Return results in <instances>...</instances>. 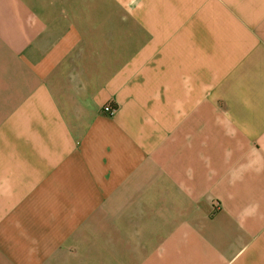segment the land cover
<instances>
[{"label": "crops", "instance_id": "obj_1", "mask_svg": "<svg viewBox=\"0 0 264 264\" xmlns=\"http://www.w3.org/2000/svg\"><path fill=\"white\" fill-rule=\"evenodd\" d=\"M0 264H264V0H0Z\"/></svg>", "mask_w": 264, "mask_h": 264}, {"label": "rangeland", "instance_id": "obj_2", "mask_svg": "<svg viewBox=\"0 0 264 264\" xmlns=\"http://www.w3.org/2000/svg\"><path fill=\"white\" fill-rule=\"evenodd\" d=\"M135 209H136V204L135 203H130L129 206H128V208L125 210L124 217H123L124 220H128V219L133 220L134 214H135L134 213V210ZM134 221H135L136 224H138V220H134ZM140 226H142V229H143L142 233L143 234L144 233L147 234L144 231L145 230H149L152 227V225L150 223H148V222H145V223H143Z\"/></svg>", "mask_w": 264, "mask_h": 264}, {"label": "built area", "instance_id": "obj_3", "mask_svg": "<svg viewBox=\"0 0 264 264\" xmlns=\"http://www.w3.org/2000/svg\"><path fill=\"white\" fill-rule=\"evenodd\" d=\"M101 110L107 115H113L115 112V108H113L110 104H105L104 106H102Z\"/></svg>", "mask_w": 264, "mask_h": 264}]
</instances>
